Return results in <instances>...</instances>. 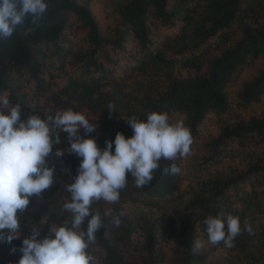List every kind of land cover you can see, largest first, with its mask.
Returning a JSON list of instances; mask_svg holds the SVG:
<instances>
[{"label": "trees", "instance_id": "1", "mask_svg": "<svg viewBox=\"0 0 264 264\" xmlns=\"http://www.w3.org/2000/svg\"><path fill=\"white\" fill-rule=\"evenodd\" d=\"M47 3L38 26L29 16L0 41V94L22 106V120L72 108L96 125L82 137L103 149L118 132L133 135L128 119L167 112L192 138L190 153L162 159L150 183L137 187L129 174L119 202L92 205L124 213L119 227L104 217L89 248L95 264H264V0ZM210 117L221 124L200 142ZM59 135L46 158L53 183L18 213L20 238L0 242V264H18L32 227L43 239L69 218L65 186L81 158L55 155L69 146ZM189 160L194 180L182 191ZM173 164L178 173L164 171ZM220 214L239 217L234 247L206 242L205 218ZM196 240L205 242L198 253Z\"/></svg>", "mask_w": 264, "mask_h": 264}, {"label": "clouds", "instance_id": "2", "mask_svg": "<svg viewBox=\"0 0 264 264\" xmlns=\"http://www.w3.org/2000/svg\"><path fill=\"white\" fill-rule=\"evenodd\" d=\"M47 10V0H0V41L10 38L29 16L38 26ZM21 108L19 104L10 106L8 96L0 94V242L20 238L18 213L28 209L33 196L39 197L52 185L55 169L47 165L46 158L53 145L60 143V132L66 134L69 146L58 148L55 155L69 152L81 159L74 182L65 186L71 194L63 204L69 218L53 224L43 239H38L41 230L32 227L31 235L22 240L18 264H95L89 248L104 217L110 216L111 223L119 227L124 213L113 215L106 210L101 214L92 205L119 202L129 174L137 187H143L153 180L162 159L175 161L190 153L189 129L182 119L173 121L167 112H150L145 120L128 119L133 135L126 138L118 132L101 149L95 138L81 135L96 127L83 112L68 108L46 118L33 114L22 120ZM107 109L113 111V106ZM164 171L176 174L180 169L173 164ZM85 221L86 230L82 228ZM204 222L208 244L223 242L225 247H234L241 232L239 217L220 214L208 216ZM204 243L196 240L193 252L198 253Z\"/></svg>", "mask_w": 264, "mask_h": 264}, {"label": "rangeland", "instance_id": "3", "mask_svg": "<svg viewBox=\"0 0 264 264\" xmlns=\"http://www.w3.org/2000/svg\"><path fill=\"white\" fill-rule=\"evenodd\" d=\"M221 124V121L218 117H210L207 121H206V125L203 128L202 131V139L200 140V142L206 140L211 134H216L217 130L219 128V125ZM199 154L201 155V153L199 152ZM195 163L193 160H189L186 164V169H185V178L181 187L182 191H187L188 186L192 183L193 179V169H191V165ZM235 163H238V161H236ZM228 164H234V161L229 160ZM228 164H222L221 167L225 168ZM104 211L109 209V206L106 204L102 205ZM130 259H133L132 257H129Z\"/></svg>", "mask_w": 264, "mask_h": 264}]
</instances>
